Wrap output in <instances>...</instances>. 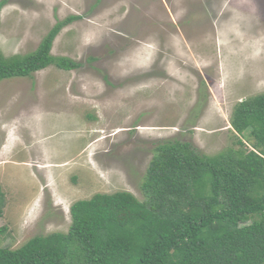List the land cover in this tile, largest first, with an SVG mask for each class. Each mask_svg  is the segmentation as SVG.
<instances>
[{"label": "rangeland", "instance_id": "obj_1", "mask_svg": "<svg viewBox=\"0 0 264 264\" xmlns=\"http://www.w3.org/2000/svg\"><path fill=\"white\" fill-rule=\"evenodd\" d=\"M68 16L51 54L78 67L0 81L3 247L66 232L94 193L142 200L161 141L210 156L254 141L230 116L264 93V0H5L0 52L34 51Z\"/></svg>", "mask_w": 264, "mask_h": 264}, {"label": "trees", "instance_id": "obj_2", "mask_svg": "<svg viewBox=\"0 0 264 264\" xmlns=\"http://www.w3.org/2000/svg\"><path fill=\"white\" fill-rule=\"evenodd\" d=\"M78 18L56 22L34 51L0 52V81L50 65L78 67L51 54L57 33ZM230 125L240 136L254 135L249 148L238 139V148L210 156L187 142L161 141L142 200L128 191L75 200L66 232L0 246V264H264V93L237 101ZM2 196L0 190V215Z\"/></svg>", "mask_w": 264, "mask_h": 264}]
</instances>
